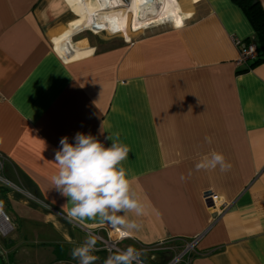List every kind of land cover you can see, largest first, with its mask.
<instances>
[{
	"label": "crops",
	"instance_id": "obj_1",
	"mask_svg": "<svg viewBox=\"0 0 264 264\" xmlns=\"http://www.w3.org/2000/svg\"><path fill=\"white\" fill-rule=\"evenodd\" d=\"M132 1L85 13L77 0H0V155L19 187H0L15 226L0 264H78L87 235L122 230L69 219L52 189L60 140L78 132L106 147L119 133L132 150L124 167L146 211L127 214L142 227L122 250L199 237L189 264H264V64L238 63L234 43L253 40L252 25L232 0ZM129 17L145 28L126 32ZM212 151L229 171L196 169ZM161 253L141 260L164 264Z\"/></svg>",
	"mask_w": 264,
	"mask_h": 264
},
{
	"label": "clouds",
	"instance_id": "obj_2",
	"mask_svg": "<svg viewBox=\"0 0 264 264\" xmlns=\"http://www.w3.org/2000/svg\"><path fill=\"white\" fill-rule=\"evenodd\" d=\"M104 129L101 128V134ZM75 143H69L65 136L60 140V149L56 151L54 161L58 165L56 174L51 177L52 189L66 198L71 205L66 215L80 223L98 219L103 222H115L122 226L121 238L131 237L133 232L142 227L135 219L128 218V213L136 217L145 214V206L132 189L129 179L130 169L124 167L131 148L122 143L119 133L106 147L91 134L76 133ZM205 142L212 143L211 136H205ZM196 169L227 172L232 165L222 152L212 151L204 155L197 163ZM191 174H189L190 176ZM188 177L180 175L185 182ZM98 237L86 236L84 242L72 249L71 256L78 264H95L99 259L97 251ZM142 253L133 246L111 253L104 264H143Z\"/></svg>",
	"mask_w": 264,
	"mask_h": 264
},
{
	"label": "built area",
	"instance_id": "obj_3",
	"mask_svg": "<svg viewBox=\"0 0 264 264\" xmlns=\"http://www.w3.org/2000/svg\"><path fill=\"white\" fill-rule=\"evenodd\" d=\"M125 1V0H124ZM144 27H140L138 29H132L134 31H139L144 29ZM235 45L238 47L239 51V60L238 63H249L256 56V47L253 42L244 41L240 39H234ZM3 166H4V158L0 155V187H9L19 190L14 183H12L9 179H7L3 174ZM208 206L210 208H217L216 203H213L211 199H208ZM105 229V237L100 236L99 234L93 233L98 237V240L101 241L103 245V249H106L109 253L114 251H119L121 249L118 248V243L122 239L120 236V231H115L110 228ZM13 230V226L0 206V237H6ZM199 237L194 238L190 241H185L184 248L178 252L179 249L176 244H174V240H165L156 242L150 245H142L140 248V252L153 254L156 252H170L172 254L171 258L166 261L164 264H189L190 258L195 251V245L198 241ZM143 262V261H142ZM143 264H147L143 262Z\"/></svg>",
	"mask_w": 264,
	"mask_h": 264
},
{
	"label": "trees",
	"instance_id": "obj_4",
	"mask_svg": "<svg viewBox=\"0 0 264 264\" xmlns=\"http://www.w3.org/2000/svg\"><path fill=\"white\" fill-rule=\"evenodd\" d=\"M238 5L254 29V39L246 40L253 42L256 47V56L249 62L248 68L257 64H264V8L258 0H232Z\"/></svg>",
	"mask_w": 264,
	"mask_h": 264
},
{
	"label": "rangeland",
	"instance_id": "obj_5",
	"mask_svg": "<svg viewBox=\"0 0 264 264\" xmlns=\"http://www.w3.org/2000/svg\"><path fill=\"white\" fill-rule=\"evenodd\" d=\"M88 1H91V3H93V4L99 5V0H83L84 3H88ZM122 1H124V0H122ZM122 1L121 0H112V3L114 5H118V4H122L123 3ZM127 1L128 0H125L124 2H127ZM87 6L91 7L90 5H87ZM132 19H133V17H129V23H128L127 30H126V32H128V33H134V32H136V31L132 30L134 28V27H132V24H131L132 23ZM101 33H102L101 35L104 36V37H112L114 35L123 34V32H117V33L112 34V33L106 32V31L101 32ZM0 206L2 207V209L4 210V212L6 213V215L8 216V218H9V220H10L12 226H13V230L7 235L9 237L13 233L15 226H14V222H13V219H12V216H11V212L9 211L8 207L6 206V202H5V190L4 189H1V188H0ZM3 243H4V241H0V247H1V244L3 245ZM96 248H97V250L98 249L104 250L107 254H111V253L115 252L113 250L112 252L109 253L106 249H103V245L100 246V247H97L96 246ZM118 248L121 249L120 246H119V243H118ZM178 248L179 249H177V250H179L178 252H180L184 248V244H183V246L180 245Z\"/></svg>",
	"mask_w": 264,
	"mask_h": 264
},
{
	"label": "bare ground",
	"instance_id": "obj_6",
	"mask_svg": "<svg viewBox=\"0 0 264 264\" xmlns=\"http://www.w3.org/2000/svg\"><path fill=\"white\" fill-rule=\"evenodd\" d=\"M76 3H78V4H77L78 8H79L80 10L84 11L85 13L88 12V9H89V8H91V7L87 6V5L83 2V0H77ZM131 5H133V7H136V6L138 5L137 0H133L132 3H131ZM97 8H98V7H97ZM107 8H109V7H107ZM137 14H138V19H139V12H138V11H137ZM170 20L172 21V18H169V19H168V21H170Z\"/></svg>",
	"mask_w": 264,
	"mask_h": 264
},
{
	"label": "water",
	"instance_id": "obj_7",
	"mask_svg": "<svg viewBox=\"0 0 264 264\" xmlns=\"http://www.w3.org/2000/svg\"><path fill=\"white\" fill-rule=\"evenodd\" d=\"M151 3L148 1L144 6H146V5H150ZM151 255H154V254H151ZM161 255L163 256V257H167L168 259H170L171 258V256H172V254L170 253V252H164V253H161ZM166 262V261H165ZM164 262V263H165Z\"/></svg>",
	"mask_w": 264,
	"mask_h": 264
}]
</instances>
